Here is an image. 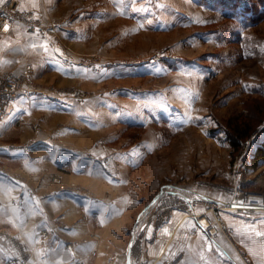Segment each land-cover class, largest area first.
<instances>
[{
    "label": "rangeland",
    "instance_id": "374dc122",
    "mask_svg": "<svg viewBox=\"0 0 264 264\" xmlns=\"http://www.w3.org/2000/svg\"><path fill=\"white\" fill-rule=\"evenodd\" d=\"M235 1L6 0L8 7L18 5L12 21L23 14L27 32L28 22L40 23L30 35L56 37L39 48L37 66L31 64L25 76L7 73L22 78L25 94L51 96L60 110L37 113L0 139L6 150L0 172L22 175L23 155L28 163L59 165L31 173L45 195L65 186L95 194L90 180L71 176L78 159L112 171L127 165L126 188L141 199L129 229L138 212L137 221L146 219L152 202L146 204L164 189L185 196L181 189L218 185L229 202L240 192L247 202L261 197L252 211H263L264 160L254 168L251 158L264 139V4L255 15H241L233 10ZM237 125L254 130L235 151L227 131ZM42 132L56 141L53 148L46 141L30 143ZM217 205L228 231L219 235L238 247L242 264H254L220 212L226 204ZM153 214L156 219L158 210Z\"/></svg>",
    "mask_w": 264,
    "mask_h": 264
},
{
    "label": "crops",
    "instance_id": "0c3cea01",
    "mask_svg": "<svg viewBox=\"0 0 264 264\" xmlns=\"http://www.w3.org/2000/svg\"><path fill=\"white\" fill-rule=\"evenodd\" d=\"M5 2L0 0V6ZM47 41L56 43V37L30 35L23 23L12 22L0 39V73L25 76L31 64L37 66L36 52ZM25 86L0 119V139L19 123L31 122L37 113L50 114L58 109V114L60 110L51 96L25 94L29 89ZM36 137L30 143L46 141L53 148L56 142L48 132L38 133ZM3 149L0 152L6 155ZM71 159L76 160L75 154ZM89 161L78 159L71 176L75 180L83 177L90 180L93 187H89L95 194L65 186L55 194L45 195L32 183L37 181L31 173L46 174L45 167L59 165L47 167L37 160L28 163L23 155L18 172L28 174V178L8 168L0 172V264H169V259L180 255L175 264H242L224 234L212 237L204 228L202 222L212 214L202 219L192 216L194 212H204L210 205L229 203L225 191L218 185L207 184L202 189L194 186L189 191L181 189V193L199 198L198 204L192 211L172 208L161 223L156 222L153 213L164 196L158 198L160 194L156 193L146 205L155 201L157 206L146 209L145 220L137 221L138 212L129 229V218L141 199L126 188L130 183L122 170H127V165H115L112 171L106 165H91ZM220 212L254 264H264V210L247 214L222 208ZM43 229L48 231L47 237L41 234ZM93 232L97 237L91 236Z\"/></svg>",
    "mask_w": 264,
    "mask_h": 264
},
{
    "label": "built area",
    "instance_id": "2783aa9c",
    "mask_svg": "<svg viewBox=\"0 0 264 264\" xmlns=\"http://www.w3.org/2000/svg\"><path fill=\"white\" fill-rule=\"evenodd\" d=\"M13 7L17 8L18 5L12 2L10 7H8V5H6L5 3H3L0 6V39L2 37L3 32L8 28L11 22H13L12 21L13 14L11 13V9ZM17 14L21 17L24 16L21 13H17ZM21 17H18L16 19H18V21L20 20L23 21ZM27 27H28L29 34H34L40 27V23L38 21H30L28 22ZM22 85H23V82H22L21 77L16 76L12 73H7V72L0 73V112L4 111L6 106L16 97V95H18L21 92L23 88ZM171 193L172 192L169 191V189L163 190V196H164L163 202L156 209L158 210V215L156 216V219H155L157 223L163 222L167 218L172 208H180L183 210L192 211L199 202V198L197 197H190L186 195L185 196L183 195L172 196ZM242 196H243V193L240 192L239 197H237V201H231L229 203H226V206H223V208H233L243 213L252 214L254 213L252 211L253 206L258 207L262 204L260 202L261 197H258L257 199H250L253 201L249 202L248 200L247 202L243 200ZM239 202L242 203L243 205H252V207H234L233 206V203H239ZM155 206H156V202L152 201V203L149 205V208H155ZM219 208L220 207L218 205H215V206L210 205L207 208V210L204 212V214L199 213V212L192 213V216L196 218L201 217V219L203 217L204 218L207 217L206 215H208L209 213L212 214V217L210 218L207 217V221L202 222L204 228L206 229L208 234L212 237H217L219 233L221 232H224L225 234L228 232L224 230L222 218L220 217L218 212L215 211ZM244 209H246V211ZM44 230L46 231L45 234L48 235V231L46 229ZM237 248L238 247H235L236 250ZM180 256L174 259H169L168 263L169 264L177 263Z\"/></svg>",
    "mask_w": 264,
    "mask_h": 264
},
{
    "label": "trees",
    "instance_id": "16d2710c",
    "mask_svg": "<svg viewBox=\"0 0 264 264\" xmlns=\"http://www.w3.org/2000/svg\"><path fill=\"white\" fill-rule=\"evenodd\" d=\"M260 3L264 4V0H236L234 5L235 7L233 10L236 14L241 13V15L242 14L244 15V14H248V11H252L253 15H255L256 13H258L257 11L259 9ZM263 12L264 9L262 13ZM242 126L243 127L237 125V127H235L234 130L227 131V135L229 136L228 138L229 143L231 146L235 148V151H238L242 148L246 139H248L251 131L254 130V128H252L251 125H249V127L246 125H242ZM260 160H264V139L261 141V143L257 145L255 153L251 158L252 166L254 168L258 167L259 166L258 162Z\"/></svg>",
    "mask_w": 264,
    "mask_h": 264
},
{
    "label": "water",
    "instance_id": "95a60500",
    "mask_svg": "<svg viewBox=\"0 0 264 264\" xmlns=\"http://www.w3.org/2000/svg\"><path fill=\"white\" fill-rule=\"evenodd\" d=\"M233 206H234V207H243V206L250 207V206H252V205H242V204H240V203H233ZM133 239H134V236H133Z\"/></svg>",
    "mask_w": 264,
    "mask_h": 264
}]
</instances>
